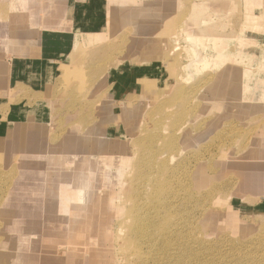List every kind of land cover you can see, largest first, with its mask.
I'll return each instance as SVG.
<instances>
[{
	"label": "rangeland",
	"instance_id": "obj_1",
	"mask_svg": "<svg viewBox=\"0 0 264 264\" xmlns=\"http://www.w3.org/2000/svg\"><path fill=\"white\" fill-rule=\"evenodd\" d=\"M19 8L0 0V91L18 40L34 36ZM56 99L49 122L0 146V264L137 263L113 245L127 211L155 182L149 214L197 169L196 247L216 264H264V191L245 186L250 169L264 173V0H106L102 29L77 33Z\"/></svg>",
	"mask_w": 264,
	"mask_h": 264
},
{
	"label": "crops",
	"instance_id": "obj_2",
	"mask_svg": "<svg viewBox=\"0 0 264 264\" xmlns=\"http://www.w3.org/2000/svg\"><path fill=\"white\" fill-rule=\"evenodd\" d=\"M48 2L50 6L47 0H15L22 7L19 9H26L24 26L34 29V36L18 40L19 50L8 63L0 91V146L14 128L49 122L51 109L57 106L54 101L61 93V67L66 66L77 33L93 34L105 25L106 0ZM112 76L108 81L113 89L111 97L117 99L119 79ZM135 76L137 81L144 77L137 72ZM142 92L140 85V97ZM112 111L107 109L105 118ZM259 155L264 160V152Z\"/></svg>",
	"mask_w": 264,
	"mask_h": 264
},
{
	"label": "bare ground",
	"instance_id": "obj_3",
	"mask_svg": "<svg viewBox=\"0 0 264 264\" xmlns=\"http://www.w3.org/2000/svg\"><path fill=\"white\" fill-rule=\"evenodd\" d=\"M237 41L240 43L241 42L247 43L249 40L243 39V38H237ZM201 42H202V40H200V42L198 41L197 48H199V50L201 51V55H202L203 52L205 51V49H204V46H201ZM210 55H211V53H210ZM209 58H211V56L209 57V55H208V57L206 59H209ZM171 146H173V145H171ZM171 153H172V151H171ZM180 153H182V152H180ZM187 154H188V152H187ZM172 159H174V158H172ZM172 163H173V160H172ZM116 169H118V168H116ZM115 171L117 172V170H115ZM160 171L164 175L169 171V168H167L166 166H161ZM150 177H148V178H150ZM161 178H162V176H161ZM182 181L184 182L185 185L182 184L180 189L177 190V192H175L172 189L171 182L169 180L166 181V178H165V183H163V184H164V186H171L170 193L169 192L166 193V195H167V197H165L166 200L163 199L165 201L162 202L161 204H159V208H158V206L155 208L153 205H150V208H152V210H150L149 214H147L143 210H142L143 211L142 212L140 207L147 208L146 203H148V205H149V202L147 201V199H150V197L152 195H155L154 193L156 192V190H159L160 193L162 192L161 191L162 187L160 188L157 185H155L154 184L155 182H151V183L148 182L149 185H146V186H149V188L147 187L148 188L147 190L150 191V187L153 184V186H152L153 191L151 193L149 192L150 195L145 196V197H147V199H146V201L144 200V205L142 203H138L139 206H137L136 205V203L138 202L137 201L135 203V206H137V210H135L136 208L133 207L134 209H132L131 211H127L128 215H127V221L125 224L126 232L123 234L124 243L121 244L120 247H119V245H116L115 242L113 245L115 246V249H118V251H121L123 253V255L125 254V252L129 253V252L133 251V256H135L138 259L137 263L135 261L134 264H216L215 261L213 260V257L216 256L217 253H216V255L212 254V257H211V256H209L211 254H206L204 252L205 249H203V246H204L203 244H202L203 245L202 248L196 247V246H200V243L203 240L201 238L195 237V234L193 233L194 230H192V228L190 227V225H192V224H190V217H189L190 215H187L189 213L188 206H190L191 202L193 201V197L195 196L194 192L200 193L198 195L201 197L202 200H204V197L207 196L206 195L207 192H206V194H204L205 192L203 193V191H202V190H204L206 183L203 182V177L201 176L199 169L193 171L192 173H190V175H187L186 179L182 178ZM182 181H178V182L183 183ZM190 181H193V183L189 184ZM245 186L249 190L253 189L254 191H256V190L264 191V173L259 172V171H255V170H249L248 172H246ZM207 191L209 194L208 189H207ZM138 192H139V190H138ZM135 195H136V193H135ZM161 196H162V194H161ZM150 200L153 202V199H150ZM159 203H160V201H159ZM81 204H83V202ZM203 204L204 203H202V205H201L202 208L200 206V209L203 210L202 214L206 215V220L208 221L212 217L213 213L209 212L207 209H204ZM133 205H134V203H133ZM180 207H182V208H180ZM202 210H201V212H202ZM78 214H80V213H78ZM193 247L196 248L195 250H199V252L195 254V252L193 251ZM229 254H232V253H228V255ZM129 256L132 257V252L129 254ZM221 259L222 258H220V262L222 264H231L230 260L225 261L226 260L225 258H224L225 260L224 259L221 260ZM233 264H240V262L235 261V262H233Z\"/></svg>",
	"mask_w": 264,
	"mask_h": 264
}]
</instances>
